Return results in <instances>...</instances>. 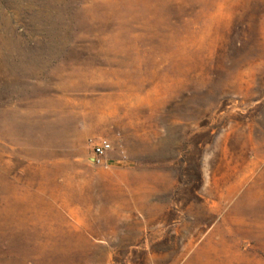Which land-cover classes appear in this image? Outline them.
Returning <instances> with one entry per match:
<instances>
[{"label":"rangeland","instance_id":"1","mask_svg":"<svg viewBox=\"0 0 264 264\" xmlns=\"http://www.w3.org/2000/svg\"><path fill=\"white\" fill-rule=\"evenodd\" d=\"M0 264H264V0H0Z\"/></svg>","mask_w":264,"mask_h":264},{"label":"built area","instance_id":"2","mask_svg":"<svg viewBox=\"0 0 264 264\" xmlns=\"http://www.w3.org/2000/svg\"><path fill=\"white\" fill-rule=\"evenodd\" d=\"M89 143L92 152V162L95 164L102 163L107 154L112 150V142L107 137L91 138Z\"/></svg>","mask_w":264,"mask_h":264},{"label":"water","instance_id":"3","mask_svg":"<svg viewBox=\"0 0 264 264\" xmlns=\"http://www.w3.org/2000/svg\"><path fill=\"white\" fill-rule=\"evenodd\" d=\"M91 160H92V158H91Z\"/></svg>","mask_w":264,"mask_h":264}]
</instances>
